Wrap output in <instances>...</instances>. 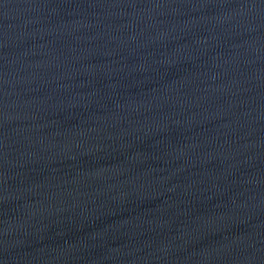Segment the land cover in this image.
<instances>
[{"label": "water", "instance_id": "water-1", "mask_svg": "<svg viewBox=\"0 0 264 264\" xmlns=\"http://www.w3.org/2000/svg\"><path fill=\"white\" fill-rule=\"evenodd\" d=\"M0 264H264V0H0Z\"/></svg>", "mask_w": 264, "mask_h": 264}]
</instances>
